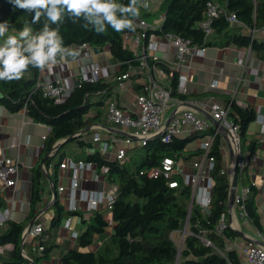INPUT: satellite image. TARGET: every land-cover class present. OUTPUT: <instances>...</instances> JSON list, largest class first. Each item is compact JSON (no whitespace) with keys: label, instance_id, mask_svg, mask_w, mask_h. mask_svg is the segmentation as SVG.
Masks as SVG:
<instances>
[{"label":"trees","instance_id":"obj_1","mask_svg":"<svg viewBox=\"0 0 264 264\" xmlns=\"http://www.w3.org/2000/svg\"><path fill=\"white\" fill-rule=\"evenodd\" d=\"M129 2L130 0H118V3L123 5ZM209 2L219 4L223 13L214 21L213 33L206 37L200 23L205 19ZM231 14H235L240 22L237 27H233L228 20ZM33 16L34 13L14 7L10 0H0V22L8 23L9 35L18 32L25 24H30L34 31L40 30L46 22V17L42 15L39 22L32 23ZM161 16L163 19L160 27L154 26L148 31L149 34H175L191 40L194 45L206 48L235 45L250 49L264 60V38L252 36L264 29V0H163L160 7L154 11L141 8L139 17L134 21L142 19L154 25ZM83 23V20L74 23L72 19L65 18L59 25L64 47L109 46L112 62L120 65V70L112 78L101 77L98 81L90 82L78 77L70 94L62 100L45 95L39 85L41 69L36 67L29 66L19 80L0 81V106L13 114L26 109L32 120L51 128L45 139L41 161L31 170V209L28 220L39 213L44 202L47 178L43 159L52 153L56 145L97 122L108 125L104 120L105 111L108 110L110 101L118 99L113 93L120 83L118 79L133 69H140L136 55L125 43V35L141 31L135 23L134 28L121 31H115L109 26L103 34L85 29ZM2 42L3 38H0V44ZM157 65L169 73L167 82L172 95L182 101H188V96L179 92L180 74L162 61L157 62ZM141 78L142 74L130 77L132 80ZM142 88L141 83H136L138 94L143 92ZM227 103L230 108L229 119L240 128L244 154L245 134L249 124L256 120L257 113L254 108L242 107L235 100H227ZM118 104L121 107L119 102ZM94 109L96 114L91 115ZM212 132L214 127L211 126L206 133ZM199 135L200 133H197L185 139L174 137L168 143L156 138L142 149L133 148L129 151L130 160L125 163L107 159L101 152L90 154L87 161L95 163L98 168L109 167V182L119 186L111 211L115 229L99 251H90L88 248L94 243L95 236L104 233L110 223L102 212L91 213L90 221L83 218L86 227L77 238L78 248L67 251L61 259V264H242L238 253L227 249L229 243L239 238V233L230 226L222 233L217 231L223 215L228 222L231 189L230 175L224 169V139L221 133L217 135L210 153L216 161L212 171L214 188L211 207L205 214L196 204L190 210L193 190L185 185L179 176L174 177L179 180L178 187L171 188V180L164 176L150 177L148 174L151 169L160 167L168 155H176L179 159L189 157L186 148ZM77 142L82 148L88 145L82 139ZM253 149L254 146L251 145L249 150L252 152ZM64 158H60L57 167H61ZM52 163L53 159L49 157L44 166L48 168ZM239 183L250 185L246 172L240 173ZM54 189L57 190L55 183ZM256 196L257 191L252 186L244 205L248 217L264 234ZM53 207L55 212L50 227L39 237L43 251L30 249L35 264H44L52 258L57 247V232L63 220L68 215L81 214L67 213L58 198L55 199ZM188 220L192 233L186 237L179 259V249L173 234L184 230ZM26 227L27 221L12 220L0 227V250L8 245L14 246L12 256L5 257L0 253V264H32L22 254ZM201 228L208 230V238L216 248L206 246L195 235Z\"/></svg>","mask_w":264,"mask_h":264},{"label":"crops","instance_id":"obj_2","mask_svg":"<svg viewBox=\"0 0 264 264\" xmlns=\"http://www.w3.org/2000/svg\"><path fill=\"white\" fill-rule=\"evenodd\" d=\"M156 2L160 0H154V6L148 8L149 10H156L158 6ZM160 4V3H159ZM163 16L157 21L154 26L161 25ZM237 27V25H233ZM254 33V32H253ZM253 33H250L251 35ZM255 37L264 38V29L256 32ZM158 49L155 52L162 62L173 66L176 61L175 51L169 49L166 41L161 36H157ZM68 49L75 50L78 55L73 58L71 56H65L63 59L57 58V63L50 64L41 69L39 83H48L54 80H60L68 88L65 98L70 94V91L75 85V81L78 77L85 78V68H88L92 63H100L104 70L101 74L102 77L112 78L119 70L120 65L112 62V54L110 47L95 48L90 46H77L73 45ZM139 75H141L139 73ZM180 76H186L187 81L180 83L179 92L188 96V101H183L186 104V108H191V105L203 104L212 105L218 103L227 106V100H235L237 104L242 107H252L255 109L258 116H264V60L247 48H240L235 45L230 47H209L203 55L189 56L187 64L182 68ZM216 81V86L213 87V83ZM136 83H141V79L125 81V85L113 90L117 101L121 107L130 111H135L137 90L135 89ZM186 89V92L185 90ZM197 106V105H196ZM199 107V106H198ZM205 111L206 109L199 107ZM198 111V110H197ZM199 112V111H198ZM208 112V111H207ZM174 113V107H170L164 115L165 122L168 124L172 121ZM201 115L205 116L201 112ZM96 114L94 109L91 115ZM104 120L108 125L97 122L95 125L83 130V136L78 139H82L88 145L84 148L80 147L77 140V148L83 150L84 156L77 155L72 150L70 153L64 150L65 146L61 147L58 154L50 156L53 159V163L46 168L43 163L45 174H49L50 179L47 178V186L44 191V202L42 204L43 216L40 221L44 224L46 229L50 227L51 221L54 217V190L52 183L57 185L58 200L64 207L67 213L71 211L72 198L74 196L71 190L72 183L78 179L79 190L76 193V198L79 202L80 210L75 215H68L63 220L62 226L57 232L56 244L52 258L44 264H61L63 255L70 249L78 248L77 239L73 237V232L81 234L86 225L83 223V218L90 221L91 213L88 212V203L84 201L83 189H95L97 186L93 180H91L92 172L86 171L84 174L78 173L75 170L67 167H57V163L62 156H64V162L68 160L80 161L85 160L90 154L101 152L107 159L114 160L117 148L120 144H111V148L108 152H104L103 148L105 143L109 139L110 133L103 130L102 127H106L111 133L118 135L119 137H125L127 131L120 127L113 125L108 119V110L105 111ZM251 122L247 128L244 140V157L247 160L246 175L251 183L255 184L257 191V206L261 215V220L264 226V125ZM51 128L45 124L37 123L30 118L26 109L19 113H11L5 107L0 106V152L7 157L19 160L21 170L19 172V179L17 186L14 189H6L11 192V198L7 197L0 202V208H11V219L16 222H26L29 227L32 220H28L30 214L31 203V188L30 192L26 193L21 187L24 186L26 181L32 180L31 170L35 167L42 158L44 153V137L48 136ZM99 133L101 141H94V137ZM208 134V133H206ZM197 135V133L190 127H183L182 133L176 137L185 139ZM205 134H200L187 146L186 154L187 158H178L176 155H168L175 157L178 161L177 170L179 174H192L194 172L193 164L202 155V142ZM223 151L225 153L224 169L230 175L231 179V166L232 159L230 155V149L227 141L223 137ZM72 142V141H71ZM60 144V143H59ZM253 145L254 149L251 152L249 147ZM133 148H141L137 145L129 147L128 152ZM53 152V151H52ZM60 153V158L58 155ZM200 153V154H199ZM199 154V155H198ZM50 155V154H49ZM167 157V156H166ZM179 166L183 169L179 170ZM99 190L105 189L104 178L100 177ZM103 186V189H102ZM59 187H64L63 192L59 191ZM4 204V205H3ZM229 219L228 223L230 227L241 232L239 238L228 244L229 250H235L241 260L242 264H247L246 257L244 255V248L249 242L264 245V234L261 233L258 228L253 224L252 220L246 216L241 215V211L237 205L228 209ZM51 212V214H50ZM18 213H22L24 218ZM106 218L110 225L107 230L95 236V241L89 249L90 251H99L102 245L110 238L115 229L112 213L107 212ZM72 219L70 228H66L68 219ZM39 222V220H38ZM179 232V231H178ZM175 232V236L180 237L179 233ZM177 237V238H178ZM73 238L76 240L74 243ZM14 246H6L0 250V253L5 257L12 256ZM23 250V249H22Z\"/></svg>","mask_w":264,"mask_h":264},{"label":"built area","instance_id":"obj_3","mask_svg":"<svg viewBox=\"0 0 264 264\" xmlns=\"http://www.w3.org/2000/svg\"><path fill=\"white\" fill-rule=\"evenodd\" d=\"M223 13V9L219 4L209 2L207 5V11L205 19L200 23V28L205 32L206 37L213 33V23ZM228 20L232 25H238L240 22L235 14L228 16ZM135 25L141 29V31L135 34L125 35L126 46L134 52L137 60L140 63V69H133L130 73L123 75L118 80L120 81L117 89L122 88L125 85V81L130 77L142 74L141 85L143 86V92L136 96L135 111H130L119 106L118 101H110L108 107V119L109 121L127 131L125 137H119L116 134L111 133L106 127H102L104 131L109 132L110 136L103 148L104 152H108L111 148V144H120L117 148V152L114 160L122 163L130 160L128 156L129 147L137 145L139 147L147 146L151 141L156 138H160L163 142L168 143L179 134L182 133L183 127L190 126L196 133L205 134L201 145L202 155L193 164L194 172L192 174H179L177 170L178 161L175 157L167 156L163 159L160 167L151 169L148 174L150 177H160L171 180L169 186L171 188H177L179 180H175L174 177L179 176L183 183L190 186L193 190V198L190 206V210L194 204L200 207L205 214L211 207L212 194L214 188V182L212 178V171L215 167V158L210 155L213 143L219 133V128L213 126V124L197 110L193 108H186V104L177 97H174L171 92V88L168 85L167 79L169 73L157 65L161 59L155 52L158 49L157 35L149 34L148 31L153 29L154 25L148 23L142 19H136ZM159 27V26H157ZM253 38L255 35H252ZM163 39L166 41L169 49L175 51L176 61L173 66H169L170 69L177 71L179 74L182 68L187 64L189 56L203 55L207 48L194 45L191 40L180 37L175 34H166ZM104 67L100 63H92L88 68H85V78L90 82L98 81L102 76ZM180 83L186 82V76H180ZM39 85L42 87L46 96L62 100L67 93V87L60 80H54L48 83ZM216 86V81L212 85ZM186 92V89H184ZM199 107L206 109L214 119L218 120L228 130V138L233 148L235 155L238 157L239 170L241 172L247 171V160L244 157L242 151V140L240 136V128L229 119L230 108L225 105L214 103L212 105L196 104ZM174 107V113L172 121L169 126L165 122V112ZM214 127V132L206 134V131L210 127ZM92 128V127H91ZM164 133V134H163ZM83 132L78 135L83 136ZM163 134V136H161ZM205 137H208L205 140ZM47 137L45 136L44 139ZM99 133L94 137V141H101ZM62 168H71L78 173L84 174L86 171L93 173L91 180L96 184L95 189H83L84 201L88 203V212L96 213L111 212L113 204L117 199L119 186L117 184H111L108 179L109 167L104 166L98 168L97 165L90 161L80 160H68L62 165ZM235 162L231 166V178H233ZM21 166L19 160L7 157L0 152V200L5 199L6 195L4 191L6 189H14L17 186L19 179V172ZM104 178L105 189L99 190L100 177ZM255 184L250 182L249 186H245L238 182L235 205H237L241 211L243 217L248 216L244 201L249 197L251 193V187ZM54 188V183H52ZM78 179H76L71 186L73 191V198L71 203V211L77 212L80 210L76 193L79 190ZM64 187H59V191L63 192ZM43 214V213H42ZM41 211L35 216V223L29 229L27 228L23 234L22 244L24 249L22 251L23 256L33 262L30 255V249L32 251H43L40 236L45 232L46 227L40 221L43 216ZM11 219V208H0V227L7 223ZM39 220V222H38ZM72 219H68L66 228H70ZM229 223L226 221L225 215L222 216L217 231L222 233L224 229L229 227ZM180 237H176L173 234V239L176 242L179 249V256L183 250L186 237L192 232L189 229V220L187 221L184 230L178 232ZM194 234V233H193ZM73 237L77 239L79 237L78 232H73ZM201 241L208 247L216 248L213 241L208 238V230L201 228L198 234H195ZM229 250L230 247L227 246ZM244 255L246 257L247 264H264V245L249 242L244 248Z\"/></svg>","mask_w":264,"mask_h":264},{"label":"clouds","instance_id":"obj_4","mask_svg":"<svg viewBox=\"0 0 264 264\" xmlns=\"http://www.w3.org/2000/svg\"><path fill=\"white\" fill-rule=\"evenodd\" d=\"M14 7L34 13L32 23L46 17L43 27L34 31L25 24L15 34L9 35V25L0 22V81L22 78L29 66L43 69L57 63V58H75V50L65 48L59 25L65 18L74 23L84 21L85 29L103 34L110 26L115 31L134 28V19L141 8H147V0H130L127 5L118 0H10ZM57 25V27H52ZM257 124L264 125V116L257 117ZM264 130V128H262Z\"/></svg>","mask_w":264,"mask_h":264},{"label":"water","instance_id":"obj_5","mask_svg":"<svg viewBox=\"0 0 264 264\" xmlns=\"http://www.w3.org/2000/svg\"><path fill=\"white\" fill-rule=\"evenodd\" d=\"M191 108L198 110L199 112L204 114L205 117L213 124L214 127L219 128L221 131V135L225 138V140L227 141V143L229 145L232 162H235L233 178H231V189H230V197H229V204H228L229 208H232L235 205V199H236L237 187H238V182H239L240 170H239V165H238V157L235 155L233 148L231 147L229 138H228V130L218 120L214 119L209 112L199 108L196 105H191ZM169 124H170V122L167 124V126H169ZM163 134L161 136H163ZM79 137H80V135H76V136L71 137L69 139H66L63 142H61L60 144L56 145L53 152L50 155L46 156L42 162L45 163L47 158H49L50 156L57 155L59 150L61 149V147L65 146L67 143H69L71 141L77 140ZM46 176H47V178H49V180H51L50 176L47 172H46ZM53 190H54V196H55V198H57V196H58L57 190L54 188H53ZM42 213H43V211H41V214ZM34 223H35V220H32L28 228L30 229ZM239 234L243 235V233H241V232H239ZM22 249H24L23 244H22ZM179 259H180V256H179ZM32 264H35V263L32 262Z\"/></svg>","mask_w":264,"mask_h":264},{"label":"rangeland","instance_id":"obj_6","mask_svg":"<svg viewBox=\"0 0 264 264\" xmlns=\"http://www.w3.org/2000/svg\"><path fill=\"white\" fill-rule=\"evenodd\" d=\"M161 2L163 1V0H160ZM154 0H147V3H148V8H150V7H153L154 5ZM161 2H156V4H157V6L158 7H160V4H161ZM160 3V4H159ZM14 34V33H13ZM3 43V42H2ZM208 139V137H205V140H207ZM77 146V144H76V142H74V141H72V142H69L66 146H65V148H64V150H66V151H68L69 153L72 151V150H76L74 153L75 154H77V155H82V156H84V152H83V150H81V149H79V147L77 148L76 147ZM143 147H141V149H142ZM58 159L60 158V153H59V155H58V157H57ZM183 168L181 167V166H179V170H182ZM22 188V190H24L26 193H29L30 192V188H31V183H30V181H26L25 182V184H24V186L23 187H21ZM102 189H103V186H102ZM5 195H6V197H7V199L8 198H11V192L10 191H7L6 193H5ZM50 214H51V212H50ZM18 215L19 216H21V219H23L24 218V216H23V214L22 213H18ZM66 219V218H65ZM65 219H64V222H65ZM178 237V236H177ZM73 240H74V243H75V239L73 238ZM8 246H11V245H8ZM92 246V245H91ZM90 246V247H91ZM89 247V248H90ZM89 250H91V249H89Z\"/></svg>","mask_w":264,"mask_h":264}]
</instances>
